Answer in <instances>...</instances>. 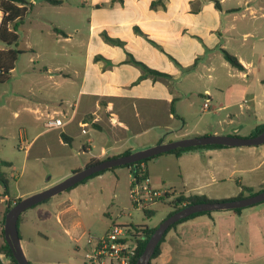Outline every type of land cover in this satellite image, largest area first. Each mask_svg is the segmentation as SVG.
<instances>
[{
	"label": "crops",
	"instance_id": "1",
	"mask_svg": "<svg viewBox=\"0 0 264 264\" xmlns=\"http://www.w3.org/2000/svg\"><path fill=\"white\" fill-rule=\"evenodd\" d=\"M60 1L47 3L59 12L48 23L55 42L68 46L63 53H53L55 58L63 54L64 62L27 68L18 79L10 77L7 82L11 87L7 98L20 104L13 114L22 111L33 118L34 124L26 126L32 134L30 148L44 137L47 152L63 153L56 157L61 162L75 158L72 151L88 155L90 134L99 135L98 153L80 162L76 159L54 182L92 160L215 135L210 118L217 114L224 115L222 124L228 125L243 111L250 116L247 125L232 129L227 136L253 137L256 128L264 126L263 0ZM77 46L82 65L72 63L71 51ZM221 50L234 56L243 69L231 67ZM131 61L168 77L148 75ZM38 86L42 87L35 91ZM46 86L52 91L51 100L41 92ZM26 96L36 99L33 108L24 104ZM50 117L61 119L62 126L46 129L44 123ZM92 123L99 127L93 128ZM61 133L71 139L69 145L61 140ZM83 136L87 137L84 142L74 145ZM15 160L1 158L0 164L15 172ZM22 162L19 176L27 169ZM36 167L31 163L28 168L31 179L39 177ZM145 168L151 187L169 190L171 197L196 195L223 201L238 196L240 186L253 193L263 187L264 143L163 154L148 161ZM126 171L130 178L129 168ZM49 186L41 184L5 196L6 208ZM41 206L19 216L20 243L21 231L30 229L39 217L44 219ZM171 211L169 207L163 219ZM153 264H264V201L239 213L213 211L178 224L165 236Z\"/></svg>",
	"mask_w": 264,
	"mask_h": 264
},
{
	"label": "rangeland",
	"instance_id": "2",
	"mask_svg": "<svg viewBox=\"0 0 264 264\" xmlns=\"http://www.w3.org/2000/svg\"><path fill=\"white\" fill-rule=\"evenodd\" d=\"M26 1L30 6H28L24 19L18 22L16 27L17 49L23 54L19 56L10 74L12 79H18L23 70L30 67L38 68L42 65L63 63V54L55 58L53 53H63V48L68 49L67 45L57 44L51 36V27L48 21L58 17V9L43 0ZM1 47L0 44V49ZM60 47L62 50H59ZM71 52L72 63L82 65L83 55L80 47L73 48ZM13 85L20 84L13 82ZM41 87H35V91ZM10 89L8 83L0 84V159L6 157L15 160L16 158L13 164H16L17 170L10 172L0 164V246L3 244L1 231L3 228L2 218L6 211L5 196L13 197L18 190L35 188L41 184H49L51 187L69 176L54 182L61 174L60 172H65L69 166L76 164V159L80 162L84 157L97 154L99 150L97 140L99 135L95 132L90 134L93 139L90 144V155L77 156L72 151L75 158H64L58 162L56 157L63 153L59 151L47 152L44 147V137L30 148L29 142L32 134L27 133L26 126L34 124L33 118L22 111H18V115L13 114L17 108H20V104L7 98V92ZM41 92L45 99L51 100L52 91L47 86L42 88ZM24 104L33 108L36 99L26 96ZM223 119L224 115L220 114L210 118L213 123L212 129L221 136H227L226 134L232 133V129L238 126L243 127L251 121L246 111L235 117L231 125L222 124ZM92 127L99 126L94 123ZM21 131L25 133L26 142L29 144L25 149H19ZM210 134L212 133H208V135ZM12 136H15V139H12ZM86 138L83 136L77 139L74 145H77L78 141L84 142ZM108 144L109 142L105 146ZM39 158H42L40 163L36 162ZM23 160H25L27 169L19 176ZM93 161L97 160L91 162ZM31 163L37 165L38 179H31L28 176V168ZM129 180L126 167H116L114 170L105 171L72 190L61 192L39 204L44 208L42 214L44 219L39 217L40 219H37L38 221L36 220L30 229L21 231L23 238L21 248L29 264H86L83 255L88 237L102 235L111 222L132 226H157L169 210V200L163 199V202L158 201V204H153L149 210L154 212L153 215L145 217L142 211L134 210L131 207L128 197ZM3 181L6 182V187L3 185ZM76 222L81 224L80 228L74 226ZM153 260L150 261V264H153Z\"/></svg>",
	"mask_w": 264,
	"mask_h": 264
},
{
	"label": "water",
	"instance_id": "3",
	"mask_svg": "<svg viewBox=\"0 0 264 264\" xmlns=\"http://www.w3.org/2000/svg\"><path fill=\"white\" fill-rule=\"evenodd\" d=\"M264 143V130L259 134L249 137L240 138L234 136L208 135L201 137H191L172 141L165 144H159L141 151L130 153L124 156L104 159L92 165L84 166L82 169L72 172L67 178L57 184L46 188L40 192L32 194L26 198L20 199L5 214L3 223L4 241L7 244L11 256L17 264H29L21 248L18 234L17 221L19 216L27 209L46 201L47 199L64 192L77 185L84 179L111 168L134 164L146 158L166 153L177 148L198 147L206 145H221L226 147H249L258 146ZM264 201V191L242 199L223 200L214 202H202L185 206L168 217L163 219L154 230L153 234L147 241L143 253L136 264H149L154 249L166 230L174 223L189 217L192 214L201 212H213L223 210L243 209L253 206Z\"/></svg>",
	"mask_w": 264,
	"mask_h": 264
},
{
	"label": "trees",
	"instance_id": "4",
	"mask_svg": "<svg viewBox=\"0 0 264 264\" xmlns=\"http://www.w3.org/2000/svg\"><path fill=\"white\" fill-rule=\"evenodd\" d=\"M44 1L46 3L52 4V5H56V4H60L61 3L60 0H44ZM28 6H30V5H29V3L26 0H0V7L3 10V12H4V16H3V19H2L1 24H0V44L2 45V47L0 49V84L7 83L10 80L11 71L14 69L15 63L17 62L19 56L21 54H23V52H21V51H19L17 49L18 36H17V33H16V27H17L18 22H21L24 19L25 15H26V13L28 11ZM53 31L55 33H57V34H62L63 35V32H61L58 29L53 28ZM107 40H108L109 43H118L117 41H113L111 39H107ZM221 53H222L223 58L225 59V61L231 67L236 68L238 70H242L243 69L242 66L238 63V61L236 60V58L234 56L228 54L224 50H221ZM131 62H133L136 65L141 66L144 69L145 73L148 74V75H151L153 77H166V78L168 77L167 75H164V74L158 73L156 71L147 69L146 67L142 66L140 63H137L135 61H131ZM93 124L94 123H92V125ZM263 130H264V126L263 127H257L256 130H255L254 136L259 134ZM60 138L66 144H68V145L70 144L71 139L69 137H67L65 134L61 133L60 134ZM223 147H225V146H221V145H206V146H198V147L177 148L175 150H172V151H169V152H166V153L158 154L156 156L143 159V160L138 161V162H136L134 164L124 165V166H119V167L129 168L131 173H133L135 175V171H136L135 168L136 167H134V165H138L140 163L146 164L151 159H153V158H155L157 156H161L163 154H169V153L170 154L171 153L179 154L181 152H184V151H187V150H191V149H200V148L215 149V148H223ZM128 154H130V152L129 151H125V152L121 153L118 156H124V155H128ZM118 156H115V157H118ZM111 158H114V157H111ZM96 162H98V161L89 162L86 166L92 165V164H94ZM109 170H114V168H111ZM109 170H105V171H109ZM105 171H101L99 173H96V174L84 179L83 181H81L80 183H78L77 185L73 186L72 188H70V189H68L66 191H69V190L75 188L76 186L85 183L87 180H89L92 177H95V176L103 174ZM2 183L6 187V182L3 181ZM240 187H241V193L238 196H236L234 198L226 199V200L242 199V198L246 197V196H244V193H246L247 196H252V195L256 194V193H253L252 189H250L248 187H244V186H240ZM261 191H264V185L259 190V192H261ZM259 192H257V193H259ZM171 196L172 195H167L165 198H161L159 200V201H162V202H163V199H168L169 200L168 204L172 208V211L169 213V215L172 214L173 212H175V211H177V210H179V209H181V208H183L185 206L191 205V204L202 203V202H214V201L209 200V199H207V198H205L203 196H196V195L185 197L182 194H179L177 196H173V197H171ZM19 201H20V199L15 200L14 204H16ZM43 202H45V201H43ZM14 204H12L8 208H6L5 214L7 213V211ZM37 205H39V204H37ZM37 205H35V206H37ZM35 206H33V207H35ZM33 207H31V208H33ZM241 210L242 209H234L232 211L235 212V213H239ZM153 213L154 212H151L149 210L143 211V214H144L145 217H151L153 215ZM202 214H210V212H201V213L192 214L189 217H187L185 219H182V220L172 224L166 230V232L164 233V235L161 237L160 241L156 245V247L154 249V252H153V254L151 256L150 261L155 259V258H157L160 255L162 243L164 242L165 236L167 235V233L170 230L175 229V227L178 224H180V223H182V222H184V221H186V220H188V219H190L192 217H195L197 215H202ZM169 215H167V217ZM4 218H5V215L3 216V223H4ZM18 221H19V218H18ZM18 221H17V226H18ZM133 228H134L136 233L140 232L142 234V236L144 237L143 240L139 241L138 247L136 249L135 256H134L133 261L131 263V264H136L137 261L140 259L142 253H143V250H144V247H145L147 241L149 240V238L151 237V235L153 234V232L157 228V226L149 227V226H145V225H137V226H133ZM1 234H2V237H3V244L0 246V253H3L14 264H17L16 261L11 256V252H10L7 244L4 241L3 228H2Z\"/></svg>",
	"mask_w": 264,
	"mask_h": 264
},
{
	"label": "built area",
	"instance_id": "5",
	"mask_svg": "<svg viewBox=\"0 0 264 264\" xmlns=\"http://www.w3.org/2000/svg\"><path fill=\"white\" fill-rule=\"evenodd\" d=\"M4 12L0 7V24ZM207 100L204 108H207ZM61 119L50 117L46 119L44 127L55 129L62 126ZM27 144L25 133L21 131L19 136V149H25ZM135 175L130 171V184L128 197L134 210H150L152 205L161 198L170 194L169 190L159 191L151 187L145 164L134 165ZM129 216V215H128ZM144 237L140 232L136 233L132 225H121L111 222L106 231L98 237H88L84 250V262L86 264H131L136 253L139 241ZM0 264H14L3 253H0Z\"/></svg>",
	"mask_w": 264,
	"mask_h": 264
}]
</instances>
